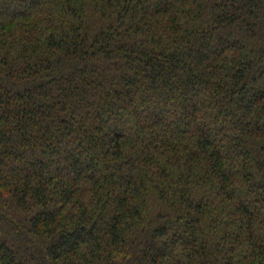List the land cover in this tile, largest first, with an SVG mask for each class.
I'll list each match as a JSON object with an SVG mask.
<instances>
[{"label":"trees","instance_id":"trees-1","mask_svg":"<svg viewBox=\"0 0 264 264\" xmlns=\"http://www.w3.org/2000/svg\"><path fill=\"white\" fill-rule=\"evenodd\" d=\"M0 264H264V0H0Z\"/></svg>","mask_w":264,"mask_h":264}]
</instances>
